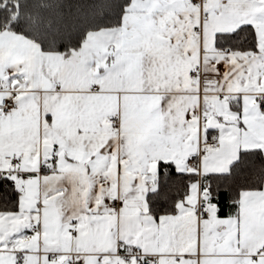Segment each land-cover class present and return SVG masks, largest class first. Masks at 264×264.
I'll list each match as a JSON object with an SVG mask.
<instances>
[{
  "label": "snow or ice",
  "instance_id": "1",
  "mask_svg": "<svg viewBox=\"0 0 264 264\" xmlns=\"http://www.w3.org/2000/svg\"><path fill=\"white\" fill-rule=\"evenodd\" d=\"M0 264H264V0H0Z\"/></svg>",
  "mask_w": 264,
  "mask_h": 264
}]
</instances>
